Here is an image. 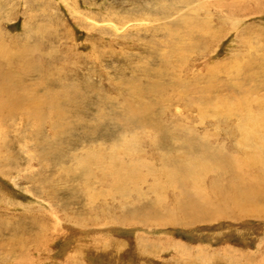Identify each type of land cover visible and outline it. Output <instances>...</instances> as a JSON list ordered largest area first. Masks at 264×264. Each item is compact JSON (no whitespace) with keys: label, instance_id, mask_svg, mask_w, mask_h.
Returning a JSON list of instances; mask_svg holds the SVG:
<instances>
[{"label":"rangeland","instance_id":"obj_1","mask_svg":"<svg viewBox=\"0 0 264 264\" xmlns=\"http://www.w3.org/2000/svg\"><path fill=\"white\" fill-rule=\"evenodd\" d=\"M0 45L6 56L32 49L43 67L19 75L18 95L45 102L48 89L76 83L88 99L58 129L49 114L27 120L31 101L0 105V264H264L263 215H224L209 202L190 210L206 218L185 222L177 187L159 195L146 175L118 192L107 165L124 151L143 174H160L185 138L236 144V117L208 104L230 99L234 84L264 102V0H0ZM234 58L239 76L208 81L206 66ZM143 106L137 118L149 124L124 118ZM87 157L95 163L83 170Z\"/></svg>","mask_w":264,"mask_h":264},{"label":"bare ground","instance_id":"obj_2","mask_svg":"<svg viewBox=\"0 0 264 264\" xmlns=\"http://www.w3.org/2000/svg\"><path fill=\"white\" fill-rule=\"evenodd\" d=\"M205 2H208V0H205ZM231 8V14H235L236 10H238V7L236 8L235 5L231 6ZM2 47L0 45V58H7L8 63L14 66L16 75L5 70L4 66L0 64V92L3 95L0 99L1 107L6 106L10 110L14 108L18 109L28 100V102H31L29 110L25 115L27 120H32V122L39 124L44 122L48 116L46 114H49L50 118L47 119H49L55 129L68 126L66 122L67 118L82 103L88 100L82 93L80 85L76 83L70 85L64 83L55 91L48 89L43 96L45 102L41 98H36V96L33 100L22 97L17 94V89L21 86L19 75L34 72L43 67L40 66L38 57L33 59L28 57V54L32 51L30 48L25 49L26 53L23 52L19 55L9 54L6 56L7 52ZM176 53L177 50L175 51ZM190 53L194 55L192 52ZM184 55L181 54L185 60ZM236 59L234 58L226 63L219 61L213 63V66H206L205 70L208 81H213L215 74L219 73H225V75L231 73L234 77L239 76L244 67H238ZM175 61L176 59L172 63H175ZM258 61L259 65L264 67V59ZM50 65H47L46 70H50ZM247 74L250 78H254V76L258 75V72L248 69ZM262 75H264V70L262 71ZM228 90H231V98H218L214 103H207L210 108L208 112L213 111L214 115H222V118L225 114L236 117L237 123H235L234 133H237V140L235 145H229L228 148L216 145L212 147L204 137L197 140L185 138L181 145L184 154L179 155L178 157L180 158L174 156V154L162 156L164 160L162 161L163 169L160 174L155 171L143 174L140 167L125 161L127 154L124 151H119L109 157V162L107 163L108 167L111 168L110 175L116 180L118 192L124 191L127 187H130L129 189H137L138 183L147 180L148 177L146 175H149L153 178L154 182L150 188L159 195L165 194L168 187L173 186L174 188H178L179 194L174 196L173 204L175 203V207L179 212L183 214L190 213V217L183 219L185 222H195L206 218H194L192 211L205 212V206L209 202H215L220 213L224 215L240 216L249 211L256 215L264 216V102L252 105V94L256 89L238 88L234 84ZM147 111V106L140 107V110L137 112L129 107L126 109L124 118L128 121L135 120L136 124H149V121L147 123V121L137 118L139 113H146ZM74 113L76 114V112ZM156 142L157 140L153 138L152 143ZM82 162L83 170L90 167V164L95 163L93 157H87ZM144 164L141 163V166ZM157 176L161 177L157 178ZM206 178H208L210 183L209 186H206ZM203 202H206V204ZM177 221L176 217H170L168 220V222ZM26 241L31 242L30 239Z\"/></svg>","mask_w":264,"mask_h":264}]
</instances>
